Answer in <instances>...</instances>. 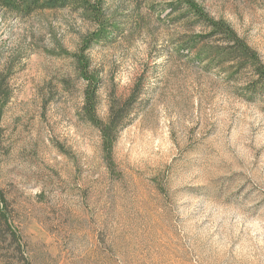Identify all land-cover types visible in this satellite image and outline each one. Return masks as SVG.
<instances>
[{"label": "rangeland", "instance_id": "rangeland-1", "mask_svg": "<svg viewBox=\"0 0 264 264\" xmlns=\"http://www.w3.org/2000/svg\"><path fill=\"white\" fill-rule=\"evenodd\" d=\"M172 1L0 3V190L20 237L0 264H264V91L184 49L203 30ZM193 1L264 64V0ZM88 88L98 120L120 118L109 150Z\"/></svg>", "mask_w": 264, "mask_h": 264}, {"label": "trees", "instance_id": "trees-1", "mask_svg": "<svg viewBox=\"0 0 264 264\" xmlns=\"http://www.w3.org/2000/svg\"><path fill=\"white\" fill-rule=\"evenodd\" d=\"M88 0H0V3L10 9H17L25 15L47 8H64L67 6L85 8ZM170 15H177V19L183 20L192 18L190 25L196 24L202 28L199 34H190L181 43L184 49L189 52H196V60L206 63L205 67L220 68L229 78H238L247 70L251 77L245 82L244 93L250 98H255L257 93L264 91V64L260 61L255 49L224 20H215L210 17L193 0H174L168 5ZM89 9V7H87ZM105 36V35H104ZM100 40L101 38H97ZM88 69L84 68V73ZM90 83L93 80L89 79ZM11 95L7 82V76L0 70V119L3 116V109ZM133 97H130V100ZM85 111L91 117L90 121L98 126L102 132L104 145L107 150L112 148L114 132L118 128L119 117L115 114V107L112 106L107 121L103 122L95 117L96 111V90L86 91ZM7 201L0 190V245L2 243H17L20 246V237L10 224V216L7 213Z\"/></svg>", "mask_w": 264, "mask_h": 264}]
</instances>
